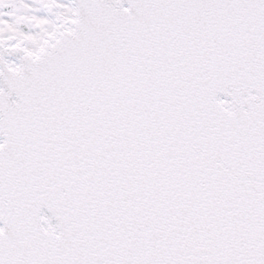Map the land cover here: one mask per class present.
Wrapping results in <instances>:
<instances>
[{"label":"snow or ice","instance_id":"obj_1","mask_svg":"<svg viewBox=\"0 0 264 264\" xmlns=\"http://www.w3.org/2000/svg\"><path fill=\"white\" fill-rule=\"evenodd\" d=\"M0 264H264V0H0Z\"/></svg>","mask_w":264,"mask_h":264}]
</instances>
